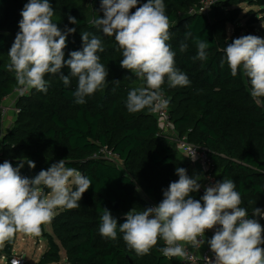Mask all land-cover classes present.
Wrapping results in <instances>:
<instances>
[{"label": "trees", "instance_id": "16d2710c", "mask_svg": "<svg viewBox=\"0 0 264 264\" xmlns=\"http://www.w3.org/2000/svg\"><path fill=\"white\" fill-rule=\"evenodd\" d=\"M49 2L58 28L62 32L66 27L76 29L67 36L65 60L71 51L82 50L81 33L89 32L104 44L105 51L98 55L109 74L103 90L85 97L84 104L75 103L72 95L77 78L71 77L65 86L58 75L46 74L47 92L32 89L20 97L19 112L8 131H4L0 107V164L9 161L17 167L23 160L20 174L33 178L63 159L67 167L77 169L92 183L83 194L80 207L60 209L50 221L53 233L47 234L48 248L39 264L59 263L62 248L68 264H178L176 258H166L158 250L164 247L163 240L150 254L138 256L127 247L119 229L115 240L99 233L103 208L111 212L118 225L122 224L125 214L133 208L143 211L163 200L164 190L179 179L177 167L186 169L189 177L190 171L174 144L160 134L155 111L128 112V92L144 86V82L120 66L122 51L114 36H104L92 23L103 18L101 0ZM146 2L139 0L138 6ZM201 2L164 0L172 25L168 43L176 53L175 66L187 75L190 84L173 88L165 78L162 91L168 97L177 135L187 136L191 143L211 150L213 175L219 181H234L242 198L241 207L247 209L251 218L256 207L264 209V98L254 100L242 70L232 76L227 63L221 67V61L225 59L227 44L235 38L254 35L253 27L259 17L249 18L246 26L241 25V5L258 6L264 13V0H219L211 18L192 11ZM26 3L28 0H0V105L18 87L15 74L6 65ZM69 16L78 23H70ZM229 25H235L231 34ZM187 32L192 36L186 39ZM194 37L209 43L205 60L193 59L197 55ZM181 43L188 44L184 52L180 51ZM62 72L69 74L67 66ZM104 146L119 153V164L94 157ZM27 160L36 167L29 168ZM190 195L199 200L203 193ZM16 235L0 249V261L5 254L9 261L15 256L12 251Z\"/></svg>", "mask_w": 264, "mask_h": 264}, {"label": "clouds", "instance_id": "9594fccd", "mask_svg": "<svg viewBox=\"0 0 264 264\" xmlns=\"http://www.w3.org/2000/svg\"><path fill=\"white\" fill-rule=\"evenodd\" d=\"M138 4L139 0H101L103 18L92 21L104 36H114L122 51L120 66L144 82V86L127 94L129 113L155 111L165 105L162 91L165 78L173 88L190 84L187 75L175 66L176 53L168 43L172 25L165 13L164 0ZM134 8L135 12H131ZM20 15V31L8 52L6 68L15 74L21 95L32 89L46 93V74L58 75L65 86L70 84L71 77L77 78L72 93L77 104L86 103L85 97L103 90L109 73L100 62L98 53H103L105 47L98 36L81 33L82 50L71 51L65 60L67 36L76 29L66 27L62 32L58 28L52 19L54 10L49 0H28ZM68 19L72 24L78 23L75 17ZM191 36L190 32L185 34L186 39ZM193 42L197 47L193 59L205 60L209 43L195 37ZM179 47L184 52L188 44L181 43ZM224 53L221 67L226 62L232 76L242 70L251 97L264 98V38L251 34L235 38L227 44ZM65 66L68 75L62 72ZM186 156L193 161L197 159L195 151ZM24 163L22 160L17 167L9 161L0 164V246L17 232L39 235L41 226L54 218L57 209L80 207L83 194L92 185L80 171L67 167L63 159L33 178L20 174ZM26 163L29 168L36 167L31 160ZM176 174L179 179L164 190L158 205L139 212L133 208L125 214L122 224L118 225L111 212L103 208L100 235L115 240L119 229L127 247L138 256L150 254L158 241L163 240L165 246L158 249L163 256L187 259V247L199 249L205 243L206 230L216 228L207 240L214 260L205 258L206 264H264V247H261L264 227L257 219L264 218V210L256 207L249 218L231 179L217 181L205 188L199 200L193 199L190 194L199 191L201 177L190 178L182 167L176 168ZM11 264H19V260L13 259Z\"/></svg>", "mask_w": 264, "mask_h": 264}, {"label": "built area", "instance_id": "2783aa9c", "mask_svg": "<svg viewBox=\"0 0 264 264\" xmlns=\"http://www.w3.org/2000/svg\"><path fill=\"white\" fill-rule=\"evenodd\" d=\"M218 1L219 0H202L199 7L196 9H192V11L199 12L211 18L212 12ZM29 92L30 91L25 92L23 95H21L17 87L11 94H9L3 99L0 105L3 123L5 122V119L7 118V116L11 111L12 113H14V115L17 116L19 112V108L17 106L18 99L28 94ZM164 99L167 101V103L165 105H162L157 110H155V114L159 122L160 134L164 137H167L173 144H175L182 154L190 155L192 151L196 152V156H197L196 160H198L202 164L204 170L203 172L204 181H198V183H200L201 185L199 191L204 194L206 187L211 186L215 184L217 181H219L216 178V176L213 175L214 162L210 157L211 150L206 146L191 143L188 140L187 136L180 137L177 135V133L174 130L170 116L168 97L165 94H164ZM94 157L107 159L112 162H115L116 164L120 163L119 153L109 149L107 146L102 147L99 150V152L94 155ZM156 205L158 204L154 202L151 204V206H156ZM259 222L262 225V227H264V218L260 217ZM216 227L218 228L219 225H217ZM215 230L216 228H213L211 230H206L205 243L199 249L192 248L191 246L187 247V251H188L187 259L183 257H174L178 260V264H206L205 258H210L214 260V253H212V251L210 250L207 240L212 238V236L215 233ZM13 259H18L19 264H26L24 257L21 255L14 256L11 259V262Z\"/></svg>", "mask_w": 264, "mask_h": 264}, {"label": "rangeland", "instance_id": "374dc122", "mask_svg": "<svg viewBox=\"0 0 264 264\" xmlns=\"http://www.w3.org/2000/svg\"><path fill=\"white\" fill-rule=\"evenodd\" d=\"M243 12L240 16L239 23L246 26V21L249 18L258 16L257 22L254 24L253 33L255 36L264 38V13L259 10L258 6H250L248 3L241 5ZM235 25H229V33H233ZM12 113V111L10 112ZM60 209L56 210V213ZM52 227L50 222L41 226V233L39 235L25 234L24 232H17L15 244L13 247V255H21L24 257L26 264H39L43 254L48 248V237L47 234H52ZM5 245L0 246L2 249ZM262 247V246H261ZM62 260L59 263H48V264H68L66 261V252L61 249ZM0 264H11L9 258L5 255L2 256Z\"/></svg>", "mask_w": 264, "mask_h": 264}, {"label": "crops", "instance_id": "0c3cea01", "mask_svg": "<svg viewBox=\"0 0 264 264\" xmlns=\"http://www.w3.org/2000/svg\"><path fill=\"white\" fill-rule=\"evenodd\" d=\"M16 119V115L14 113H9L7 118L5 119V122L3 123V127L5 131H8L11 126L13 125V122ZM176 151L178 154L181 156L182 160L186 162V164L189 167L190 171V178H195L196 176H200L201 179L199 181H204V170L202 164L198 160H191L189 157L186 155L182 154L177 147H175ZM264 247V245H262Z\"/></svg>", "mask_w": 264, "mask_h": 264}, {"label": "bare ground", "instance_id": "6f19581e", "mask_svg": "<svg viewBox=\"0 0 264 264\" xmlns=\"http://www.w3.org/2000/svg\"><path fill=\"white\" fill-rule=\"evenodd\" d=\"M5 131V130H4ZM175 147H177L175 144H174ZM260 218V217H259ZM11 261V260H10Z\"/></svg>", "mask_w": 264, "mask_h": 264}, {"label": "water", "instance_id": "95a60500", "mask_svg": "<svg viewBox=\"0 0 264 264\" xmlns=\"http://www.w3.org/2000/svg\"><path fill=\"white\" fill-rule=\"evenodd\" d=\"M263 164H264V162H263ZM131 263H132V261H131Z\"/></svg>", "mask_w": 264, "mask_h": 264}]
</instances>
